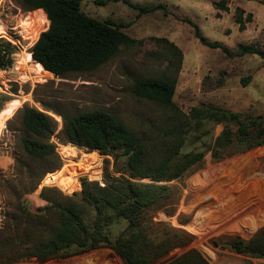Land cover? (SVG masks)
<instances>
[{"label":"rangeland","instance_id":"374dc122","mask_svg":"<svg viewBox=\"0 0 264 264\" xmlns=\"http://www.w3.org/2000/svg\"><path fill=\"white\" fill-rule=\"evenodd\" d=\"M127 1L148 9L162 4L168 12L162 8L140 12L124 0H107L104 4L83 0L82 11L121 23L122 30L134 41L121 44L110 59L96 68L56 75L30 73L20 60L24 51L32 58L31 47L49 26L46 12L38 22L31 17L24 20L27 12L37 8L29 9L23 0H0V31H5L0 33V41L14 46L11 63L0 68V109L5 99H12L0 112V226L17 200L31 211L43 205V187L71 193L80 190L82 176L102 182L105 157L112 174L118 175L126 168L127 156L119 154L120 150L108 154L97 150L99 157L90 162L91 170L77 172L69 184L63 186L52 178L61 168L65 171L69 165L83 164L91 151L64 140L62 115L102 108L137 135L160 140L158 128L167 121L164 109L133 93L136 77L174 79L172 100L185 113L203 102L247 116H264V59L256 54L229 56L220 47L203 44L185 20H192L208 40L218 41L233 52L241 45L264 50V0ZM221 1L225 7L217 5ZM239 11L243 28L236 20ZM26 24L31 27L29 31L22 28ZM32 30L36 32L33 36ZM30 63L42 70L37 62ZM247 75L251 79L244 85L241 78ZM25 106L52 116L55 132L51 140L56 144L59 164L50 158H32L22 149L20 139L29 134L22 124ZM241 119L246 120L244 116ZM237 127L234 119L218 122L206 118L200 129L189 130L181 152L204 151V158L172 180L177 191L171 200L144 212L142 225L151 238L159 239L171 225L189 232L193 236L190 246L200 250L210 264H264V258L239 254L224 245L226 238H248L264 225V142L248 147L257 138L256 129L244 136ZM224 128L228 129L229 139L217 147ZM215 148L221 150V156H212ZM32 182L37 183L36 188L29 191ZM126 225L124 219L111 223V236L116 237ZM182 251L175 248L169 255ZM12 264L124 263L111 249L101 247L43 263L29 260Z\"/></svg>","mask_w":264,"mask_h":264},{"label":"trees","instance_id":"16d2710c","mask_svg":"<svg viewBox=\"0 0 264 264\" xmlns=\"http://www.w3.org/2000/svg\"><path fill=\"white\" fill-rule=\"evenodd\" d=\"M82 1L23 0L29 9L43 8L49 19L48 28L31 47L32 57L42 63L44 68L37 62L42 69L56 75L93 69L110 59L121 44L134 41L122 30L121 23L82 11ZM95 1L104 4L107 0ZM124 1L140 12L164 9L162 4L148 9ZM217 5L225 7L223 1ZM185 20L203 44L220 47L229 56L256 54L264 59V50L255 45H241L233 52L218 41L208 40L195 22ZM236 20L243 28L241 11ZM13 49V45L0 41V68L9 66ZM250 79L247 75L241 81L246 85ZM174 91L172 78L134 79L133 93L164 109L167 121L158 128L160 142L137 135L116 115L102 108L62 115L66 142L102 154L120 150L119 154L127 156L126 168L118 175L112 174L110 161L105 157L102 183L82 176L80 190L71 193L43 187L40 196L45 203L33 211L24 208L17 195L15 208L6 213L7 218L0 226V264L29 260L43 263L101 247L111 249L124 264H210L200 250L190 246L193 236L183 228L168 225L162 237L151 238L142 225L143 214L146 209L171 200L177 191L172 180L204 158V151L181 152L189 130L200 129L206 118L218 122L234 119L241 135H249L252 128L256 129L257 138L248 145L252 147L264 142V116H247L203 102L185 113L173 103ZM11 100L3 101L0 112ZM243 116L246 120L241 119ZM22 124L29 133L20 139L24 152L32 158H50L59 164L56 144L51 140L55 132L52 116L39 108L25 106ZM228 139V129L224 128L217 138V147L224 146ZM220 151L215 148L212 156H221ZM36 184L32 182L29 191ZM119 219L126 220L127 225L112 237L109 225ZM224 245L239 254L264 258V225L248 238L228 237ZM175 248L183 251L169 255Z\"/></svg>","mask_w":264,"mask_h":264},{"label":"bare ground","instance_id":"6f19581e","mask_svg":"<svg viewBox=\"0 0 264 264\" xmlns=\"http://www.w3.org/2000/svg\"><path fill=\"white\" fill-rule=\"evenodd\" d=\"M23 17H24V20H28V18L31 17L32 19H35L38 22L44 17V10L37 9L34 11H29ZM22 28L25 31H29V28H31V27L26 24V25H23ZM4 32L5 31H0V33H4ZM30 33L32 34V36H33V34H36V32L34 30H32V32H30ZM34 38H35V35H34L33 39ZM20 60H22L21 62H23L24 66H26V69H28L30 71V73H35V72H38L40 74H49L50 73V71H48L46 69L37 70L34 66L35 63H30V62H34V60L31 61L32 58H30V53L27 51H24V54ZM21 78H24V76H21ZM71 149H72L71 152H75L74 148L71 147ZM98 157H99V154H98L97 150H91L86 154V156H85L86 160L83 161V164L75 163L73 165H69L70 166V167H68L69 169L65 170V171L63 168H61L58 171V173L56 175H54L52 178L58 179L59 182L63 186L67 185L70 183V181L75 179L77 172L91 170V167H89L90 162H95ZM84 162H86V163H84ZM94 172H96V171H94Z\"/></svg>","mask_w":264,"mask_h":264},{"label":"water","instance_id":"95a60500","mask_svg":"<svg viewBox=\"0 0 264 264\" xmlns=\"http://www.w3.org/2000/svg\"><path fill=\"white\" fill-rule=\"evenodd\" d=\"M37 9H42L43 10V8H37ZM45 31V30H44ZM43 32V31H42ZM31 57H32V53H31ZM32 59H33V57H32ZM34 60V59H33ZM35 62H38L43 68H44V66L42 65V63L41 62H39V61H36V60H34Z\"/></svg>","mask_w":264,"mask_h":264},{"label":"built area","instance_id":"2783aa9c","mask_svg":"<svg viewBox=\"0 0 264 264\" xmlns=\"http://www.w3.org/2000/svg\"><path fill=\"white\" fill-rule=\"evenodd\" d=\"M101 182V181H100ZM102 183V182H101Z\"/></svg>","mask_w":264,"mask_h":264}]
</instances>
